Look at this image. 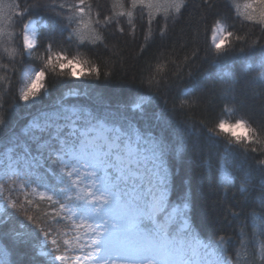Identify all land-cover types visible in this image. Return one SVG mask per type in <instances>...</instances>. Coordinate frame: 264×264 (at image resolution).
<instances>
[{
    "label": "trees",
    "instance_id": "16d2710c",
    "mask_svg": "<svg viewBox=\"0 0 264 264\" xmlns=\"http://www.w3.org/2000/svg\"><path fill=\"white\" fill-rule=\"evenodd\" d=\"M19 2L25 9L24 14L0 36V78H3L0 79V111L4 113L0 124V153L22 139L31 144L26 134L30 123L56 111L67 113L75 108L80 114L121 126L135 121L144 135L163 144L169 197L174 202L179 198V204L170 203L165 213L187 204L191 231L197 238L224 257L225 252L234 254L240 240L246 237L249 246H256V257L252 261L248 255L250 249L241 248L242 264H261L256 238L264 236V167L255 163L261 154L230 142L226 133L217 135L209 131L221 119L231 122L244 118L264 132V60L261 59L264 47L259 43L245 46L234 35L226 42L227 50L216 55L212 44L214 18L228 31L246 36L249 41L259 35L252 23L240 15L245 0H214L211 7L201 4V0H186L179 17L173 12L164 34L160 33L163 25L159 15L148 25L146 11L141 19L138 8L133 17L134 33L126 30L120 35L113 27L100 25L85 33L84 42L73 31L78 25L69 18L70 13L60 7L64 0ZM91 2L93 17L97 11L107 13L111 7V0ZM33 20L38 23L37 39L33 49L27 51L23 31ZM120 21L127 29V18ZM94 35L106 36L105 43H92ZM193 47L199 49L196 65L185 67V56ZM52 53L83 57L107 74L126 66L130 71L144 69L146 76L151 65L155 79L159 81L163 77L165 81L161 91L168 102L130 76L123 79L60 76L61 69L45 68L44 61ZM31 66L45 70L44 88L37 97L25 102L20 94L26 82L25 71ZM181 69L184 75L177 77ZM189 71L191 74H187ZM144 97L150 102L143 112L130 110L129 106ZM193 97H199L202 103L190 113L194 119L184 109L174 110L170 106L179 99ZM201 119L206 124L200 123ZM222 169L226 175H222ZM38 172L35 180L38 190L29 196L39 204V209L49 210L39 195L47 192L58 202L71 200L74 218L82 219L87 212L85 208L90 206L72 199L70 178L59 167ZM33 209L37 210L35 203ZM232 210L239 214L234 215ZM52 223L72 234L71 225L62 218ZM222 233L232 237L227 241L226 250L217 240ZM5 247L10 251L5 257L8 264L12 260L17 264H55L49 254L40 252L45 249L57 255L50 241L37 225L13 207H7L0 218V249Z\"/></svg>",
    "mask_w": 264,
    "mask_h": 264
},
{
    "label": "snow or ice",
    "instance_id": "6c2138e0",
    "mask_svg": "<svg viewBox=\"0 0 264 264\" xmlns=\"http://www.w3.org/2000/svg\"><path fill=\"white\" fill-rule=\"evenodd\" d=\"M213 3L214 0H201V4H208L209 7ZM185 4L186 0H111L107 13L97 11L95 17L91 0H64L60 7L70 13L69 18L78 25L73 31L84 42L85 33L92 32L93 28H99L100 25L111 26L120 35H124L126 30L134 33L136 24L133 17L138 8L141 19L146 11L148 25L157 20L159 15L163 25L160 33L164 34L169 20L173 19V12L179 17ZM24 11L19 0H11L10 3L0 0V36L7 26H13L16 18L22 16ZM240 15L252 23L259 35L249 41L246 36L222 28L214 18V37L218 34V39H214L216 55L227 50L226 42L234 35L236 41L245 46L259 43L264 47V0H245ZM120 18H127V29ZM148 39L146 36L145 41ZM105 41L106 36L101 38L94 35L91 42L95 44ZM23 44L25 49L30 50L35 46V41L25 34ZM198 52L199 49L193 47L190 54L185 56V67L196 65ZM261 59L264 60V57ZM44 65L54 71L59 68L62 71L58 75L75 79H123L130 76L132 80L146 85L151 93L161 94L168 102L167 96L161 91L165 81L163 77L159 81L155 79L151 65L146 76L144 69L130 71L126 66L107 74L83 57L69 58L60 53L48 55ZM187 74H191L190 71ZM182 75L184 73L181 69L177 77ZM44 80L45 70L41 69L21 90L20 99L28 102L37 97L44 88ZM149 102V98L144 97L129 108L143 112ZM201 105L199 97H193L179 99L170 106L174 110L184 109L188 117L194 119L190 113ZM3 121L4 113L0 111V124ZM200 123L206 124L202 119ZM34 127L37 130L36 140L22 150L18 159L9 157L8 168L15 171L24 166L47 171L59 167L70 178L72 199L90 206L86 218L76 219L70 207L71 200L67 203L58 202L47 192H41L40 201L47 202L49 209L43 211L28 195V191L36 192V188L26 189L23 185L19 186L15 198L9 199L11 207L37 225L50 241L59 264H242L241 248L250 249L248 255L252 261L255 260L256 246H249L246 237L240 240L234 254L225 252L223 259L216 249L197 239L191 231L187 204L183 208L173 207L165 213L170 203L179 204V198L174 202L169 197L165 165L167 157L161 141L144 135L137 122L130 121L127 126H121L94 119L88 114L72 112L67 117L46 119ZM237 129L247 134H238ZM209 131L217 135L226 133L230 142L239 144L246 151L261 154L255 163L264 167V132L251 126L246 119L238 118L231 122L221 119ZM221 171L222 175L227 174L225 170ZM34 203L36 211L33 209ZM232 212L234 215L239 214L236 210ZM162 213L165 214L161 218ZM58 218L71 225V235L52 223ZM229 239L232 237L223 233L217 237L225 250ZM256 239L260 261L264 264V236L257 235ZM18 245H22V242ZM9 253L7 247L0 249V264H8L5 257ZM11 264H17V261L12 260Z\"/></svg>",
    "mask_w": 264,
    "mask_h": 264
},
{
    "label": "rangeland",
    "instance_id": "374dc122",
    "mask_svg": "<svg viewBox=\"0 0 264 264\" xmlns=\"http://www.w3.org/2000/svg\"><path fill=\"white\" fill-rule=\"evenodd\" d=\"M30 23H35L38 26V23L36 20L29 22L24 28L23 37L25 34H27V26ZM217 37L218 35L215 36V38ZM36 39H37V33H36ZM36 39H35V44H36ZM32 49L30 50L27 49V51H31ZM38 71L40 70L33 66L29 67L25 71V79H26L25 81L26 82L23 88L27 86V84L33 78L34 74ZM72 112L80 114L77 109L70 108L67 113L61 110V111L44 114L42 118H39L38 120L31 122L30 129L26 131V134L28 135V140H30L31 142H34L37 138V130L34 127V125L38 123H43L46 119H50L54 116L67 117ZM28 145L30 144L27 142V140L22 139L21 141L14 143L10 147H8L4 152L0 153V218L2 217L6 208L11 207L9 203V199L12 197L15 198L14 195L18 193L20 185H23L26 189L36 188V191L38 190L35 180L37 179V177H39V172H38L39 169L20 166L15 171H13L8 168L9 157H11L12 159H18L20 155L22 154V150L25 149ZM34 193L35 192L28 191V195L34 194ZM85 210L87 211L88 209L85 208ZM82 218H86V213H84V216H82ZM199 240L201 242H204L201 239ZM43 244H45V242H43ZM40 252L42 254H49L50 258L54 260V263L59 264V261L55 259V256H56L55 254L51 255L45 249H41ZM221 258L223 259L224 257L221 255Z\"/></svg>",
    "mask_w": 264,
    "mask_h": 264
},
{
    "label": "bare ground",
    "instance_id": "6f19581e",
    "mask_svg": "<svg viewBox=\"0 0 264 264\" xmlns=\"http://www.w3.org/2000/svg\"><path fill=\"white\" fill-rule=\"evenodd\" d=\"M38 26L35 23H30L27 26V34L30 38H32L34 41L36 39V33H37Z\"/></svg>",
    "mask_w": 264,
    "mask_h": 264
},
{
    "label": "built area",
    "instance_id": "2783aa9c",
    "mask_svg": "<svg viewBox=\"0 0 264 264\" xmlns=\"http://www.w3.org/2000/svg\"><path fill=\"white\" fill-rule=\"evenodd\" d=\"M241 133H242V134H245V135L247 134L246 131H244V130H239V131H238V134H241Z\"/></svg>",
    "mask_w": 264,
    "mask_h": 264
},
{
    "label": "clouds",
    "instance_id": "9594fccd",
    "mask_svg": "<svg viewBox=\"0 0 264 264\" xmlns=\"http://www.w3.org/2000/svg\"><path fill=\"white\" fill-rule=\"evenodd\" d=\"M237 132L239 131V129L236 130Z\"/></svg>",
    "mask_w": 264,
    "mask_h": 264
}]
</instances>
